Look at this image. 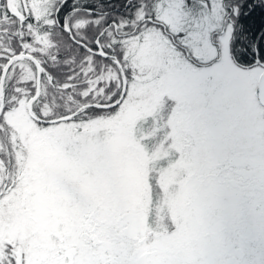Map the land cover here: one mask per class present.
I'll use <instances>...</instances> for the list:
<instances>
[{
  "label": "rangeland",
  "instance_id": "1",
  "mask_svg": "<svg viewBox=\"0 0 264 264\" xmlns=\"http://www.w3.org/2000/svg\"><path fill=\"white\" fill-rule=\"evenodd\" d=\"M15 1L11 8L20 15ZM36 1L30 4L38 18ZM177 9L178 4L167 13L170 22H178ZM86 20H73L72 26L83 27ZM218 21L215 6L206 10L193 40L219 28ZM230 35L224 32L219 52L206 42L195 46L204 61L199 65L165 48L154 33H144L143 42L130 38L126 57L135 71L113 113L33 124L39 131L20 156L14 186L0 198V260L12 247L14 264L259 261L264 256V112L254 87L261 68L232 61ZM87 61L85 71L93 66L91 57ZM18 66L22 80L33 77L25 62ZM117 79L109 64L88 77V88L101 93L98 82ZM19 104L6 118L30 125ZM147 121L148 130H142ZM152 140L150 150L142 141ZM122 242L131 245L126 254L119 249Z\"/></svg>",
  "mask_w": 264,
  "mask_h": 264
},
{
  "label": "trees",
  "instance_id": "2",
  "mask_svg": "<svg viewBox=\"0 0 264 264\" xmlns=\"http://www.w3.org/2000/svg\"><path fill=\"white\" fill-rule=\"evenodd\" d=\"M13 1L16 2L15 0H7L6 5L11 13H14L10 5V2ZM37 1L40 10V16L37 19L42 23L38 28L33 27L30 34L22 31L16 20L11 17L0 21V25H3L0 27V69H2L0 71V98H2L3 104L0 114V198L14 186L19 172L17 168L21 163L20 156L26 155L28 152L26 146L29 143L30 136L39 131L33 124L45 126L49 123L58 122H44L39 121L38 118L52 120L57 117L71 115L69 118L64 119L66 122H70L84 121L96 116H107L121 105L126 96V91L116 105L103 106L117 101L124 89L125 82H129L132 73L135 71H132L130 61L126 57L125 46L126 41L133 37L130 36L128 39L122 40L118 46L124 50L123 56L128 62L121 67V62L117 59L120 53L117 51L110 55L109 52L104 50L105 48H111L113 43L107 36L103 38L100 44V50L105 53V56L96 53L92 47L100 38L105 26L104 22L99 27L90 24V18L84 12L79 11L70 13L68 16V21L71 24L68 35H65L59 26L44 29L43 23L48 22L47 16L52 0ZM18 2L20 3L18 8H20L22 0H18ZM73 2L74 0H69V7ZM75 2H79V0H75ZM80 2L82 4L90 2L100 4L101 0H80ZM226 2L241 5L236 32L231 33V39H229V54L232 61L242 68L253 66L261 68L264 64L253 63V46L254 44L258 45L261 53L264 54V5H261L259 0H226ZM103 3L104 10L110 13L112 17L117 20L122 17L125 20L129 19L127 13L131 9L123 6L124 0H103ZM196 7L197 2L194 4V9ZM31 9L33 13V6H31ZM80 18H87L85 25L74 28L72 26L73 20ZM18 33L24 36L23 45L16 38ZM82 49L84 50L82 51ZM22 53L28 56L22 57L20 60L11 59L12 56ZM109 56L110 59H105ZM87 57H91V62H93V66L89 71L84 70L85 63L88 62ZM19 61L25 62L32 70V78L21 79L22 70L18 66ZM37 64L39 65L40 86L38 96L30 102L33 114L31 116L28 112V105L29 99L36 91ZM109 64L117 71L118 79L98 82L103 91L95 94L92 89L88 88V77L97 75L100 70ZM125 68L131 70L128 77L124 75ZM19 101L20 103L22 101L26 114L32 122L30 125L21 126L16 120L6 118L7 112L19 107ZM44 106L48 110L46 113L41 111ZM148 122L143 124L142 130H148ZM142 142L146 143L145 147H149L150 150L153 148V140L149 143ZM150 220L151 217L148 218V222ZM139 231H143V227ZM145 233L146 230L143 231L142 236H146ZM121 248L122 246L119 249ZM6 251V260H0V264H14L16 256L12 253V247H6ZM125 260L127 259H124L122 264L125 263Z\"/></svg>",
  "mask_w": 264,
  "mask_h": 264
},
{
  "label": "snow or ice",
  "instance_id": "3",
  "mask_svg": "<svg viewBox=\"0 0 264 264\" xmlns=\"http://www.w3.org/2000/svg\"><path fill=\"white\" fill-rule=\"evenodd\" d=\"M196 2L197 0H191V2L190 0H124L123 6L131 9L127 13L129 19L125 20L122 17L117 20L104 10L103 0H101L100 4L94 2L82 4L80 0L79 2L74 0L71 7H69V0H52L49 15L47 16L48 22L43 23V27L44 29H50L59 26L61 31L68 35L71 29V24L68 21L69 14L82 11L90 18V24H95L97 27L102 22L105 24L99 40L92 45L94 51L99 53L100 44L103 38L107 36L113 43L111 48H105L104 50L109 52L110 55L118 51L120 55L117 56V59L121 62V67L128 63L123 56L124 50L118 47L121 41L131 36L137 38L139 42H143L144 33L146 32L156 34L160 43L165 48L171 49L179 57L189 63L199 65L204 63V61L196 55L194 47L206 42L219 52L220 45L224 43V32L232 34L236 32L241 5L239 3H227L226 0H204V3L199 4L200 11L199 15H197L194 9ZM259 3L264 5V0H259ZM176 4H178L179 20L173 23L170 22L167 13ZM6 5L7 0H0V21L11 17L16 20L22 31H26L29 34L33 27L38 28L42 23L36 16L32 15L30 0H22L19 16L9 12ZM214 6L218 9L220 27L212 29L209 33L203 34L200 40L194 41L193 35L201 31V18L205 16V11L212 10ZM2 26L0 25V27ZM16 38L23 45L24 36L18 33ZM253 53V63L264 64V54L261 53L259 46L256 44L253 46ZM105 59H110V56L105 57ZM130 71V69L125 68V77L129 76ZM241 242H243V238H241ZM254 264H264V256L259 261L254 262Z\"/></svg>",
  "mask_w": 264,
  "mask_h": 264
},
{
  "label": "water",
  "instance_id": "4",
  "mask_svg": "<svg viewBox=\"0 0 264 264\" xmlns=\"http://www.w3.org/2000/svg\"><path fill=\"white\" fill-rule=\"evenodd\" d=\"M19 16V15H17ZM22 19V18H21ZM19 30H20V27H19ZM99 55H102V56H105V53H103L101 50L99 51L98 53ZM28 56L27 54L25 53H22V54H17V55H14L12 56V60L13 59H20L22 57H26ZM39 65L37 64L36 65V91L34 93V95L29 99V105H28V112L31 116H33L32 114V109H31V100L32 99H35L38 94H39ZM123 92H124V89L122 90L119 98L117 99V101H114L108 105H105L103 107H111V106H114L116 105L119 100L121 99L122 95H123ZM254 95H255V101H256V104L259 106V108H261V110L264 112V65L261 67L258 75H257V78L255 80V87H254ZM0 114H1V111H2V108H3V104H2V98H0ZM71 115H68V116H62V117H57L55 119H52V120H44V119H39V121H46V122H49V121H60V120H64V119H67L69 118ZM18 264V263H16Z\"/></svg>",
  "mask_w": 264,
  "mask_h": 264
},
{
  "label": "flooded vegetation",
  "instance_id": "5",
  "mask_svg": "<svg viewBox=\"0 0 264 264\" xmlns=\"http://www.w3.org/2000/svg\"><path fill=\"white\" fill-rule=\"evenodd\" d=\"M88 240H90V239H88ZM94 241V237H92V239H91V242H93ZM122 248H125V254L127 253V252H129V247L131 246L128 242H126V243H124V242H122ZM97 252L100 250V252H99V254L100 255H102L103 254V252H102V250H101V248L99 247V246H97ZM124 251V250H123ZM20 256V255H19ZM19 256H17V257H19ZM15 259H16V257H15Z\"/></svg>",
  "mask_w": 264,
  "mask_h": 264
}]
</instances>
